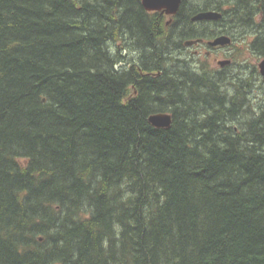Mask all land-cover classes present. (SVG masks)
I'll return each mask as SVG.
<instances>
[{"label":"trees","instance_id":"1","mask_svg":"<svg viewBox=\"0 0 264 264\" xmlns=\"http://www.w3.org/2000/svg\"><path fill=\"white\" fill-rule=\"evenodd\" d=\"M231 2L181 0L165 37L140 0H0V264H264V110L175 55L258 34L264 0Z\"/></svg>","mask_w":264,"mask_h":264},{"label":"rangeland","instance_id":"2","mask_svg":"<svg viewBox=\"0 0 264 264\" xmlns=\"http://www.w3.org/2000/svg\"><path fill=\"white\" fill-rule=\"evenodd\" d=\"M190 1L194 2V0H190ZM199 1L202 2L203 0H199ZM214 1L216 2L217 1H228L230 5H232L233 3L231 2L232 0H214ZM204 2H206V0H204ZM260 29L258 30L259 35L255 34V37L257 38L258 36H260L262 39H264V27L261 30ZM236 39L237 41L235 43L236 44L238 43V47H240L241 52H239L238 57H235V61H236L235 65L228 68L226 71L224 70V75H225V78H223L225 81L224 85L228 84V87H229L231 85V82L234 80L243 81L242 84L244 86H247V90L245 92L246 94L245 104L249 105L250 110L253 111L252 113L253 115H255L256 113L260 114L261 112L260 110H264V86L261 84V82L263 81L261 79V76L258 73V64L264 58V56H260L258 55V53H256L255 46L253 47V50L251 49L250 45L253 39H251L250 36L249 37L246 36L245 38L236 36ZM125 48L126 46H122L121 42L119 43L116 42L114 49H112L111 51L113 54L118 53L119 56L116 55L117 58L118 59L122 58L121 60H124V61H130L129 59L124 58V57L128 58L129 55L131 58L137 57V53L135 51L133 50L129 51L128 49H125ZM188 54L189 53H187V56H188V59L190 60L189 58L190 56ZM225 54L226 52L220 53L218 55V57L220 58L219 60H223L224 58H226ZM175 55H177V52L175 53ZM176 57L180 58V60L184 61L185 63L187 61L186 58L183 59L179 57L178 55ZM212 57L208 58V64L211 65V67H209L206 63L205 65L211 71H215L218 66L214 62L210 64ZM121 65H125V64L122 63ZM190 71L194 73L192 68L190 69ZM230 89L232 90V88ZM244 116H246V114L242 112V117Z\"/></svg>","mask_w":264,"mask_h":264},{"label":"flooded vegetation","instance_id":"3","mask_svg":"<svg viewBox=\"0 0 264 264\" xmlns=\"http://www.w3.org/2000/svg\"><path fill=\"white\" fill-rule=\"evenodd\" d=\"M259 1H263V0H259ZM228 2V1H227ZM229 5L230 3L228 2L227 4H222V7L220 8L221 11H225L229 9ZM157 14H160V12H156ZM159 20H162V17L157 18ZM257 19V20H256ZM176 20V17H171L169 18V22L165 21V24H163V33L165 34V37H167L168 33L170 32V28L172 26V24L174 23V21ZM221 20V19H219ZM261 21V15H257V17L253 20V23L255 25H257L259 22ZM215 37L216 35L218 37L220 36H226L229 38L230 42L226 45H220V46H211V42L212 39H209L207 37H205L204 35L195 37L194 39H192V51L189 53L185 50H183L184 52L189 53V56H192V58H190V60L188 58H186V64H188V66L190 67V69L192 68L193 71H203L205 73H207L206 71L209 72V74H216V73H221L223 72L224 74V70L226 71L228 68L232 67L235 65L236 61H235V57H238L239 52H241L240 47H238V43L236 44L235 42L237 41L236 37L233 36V34L228 30H220L216 33H214ZM242 35V36H241ZM239 35V37L241 38H245L246 36H244V34ZM253 36V37H252ZM249 37V35H248ZM252 40L251 42V49L253 50V47H256V53H258V55H261V53H259L257 51L258 47L256 45H254V40H255V34L250 36ZM215 39V38H214ZM222 52H226L225 56L226 58H224L223 60H219L220 58L218 57V55ZM213 56V57H212ZM212 57L211 59V63L213 62L218 66L217 69L215 71H211L206 65L205 63L211 67V65L208 64V58ZM125 59H129L127 57H124ZM222 59V58H221ZM139 69V73L141 76L144 75H158V73H147L145 71H142L140 68ZM254 71V69H253ZM208 74V73H207ZM137 91L134 92V94H136Z\"/></svg>","mask_w":264,"mask_h":264},{"label":"water","instance_id":"4","mask_svg":"<svg viewBox=\"0 0 264 264\" xmlns=\"http://www.w3.org/2000/svg\"><path fill=\"white\" fill-rule=\"evenodd\" d=\"M141 5L145 11L148 12H165L166 14H175L178 10L180 0H140ZM219 13L206 12L200 13L196 16V19L202 18H212L216 20L220 18ZM230 42L229 38L226 36H220L215 40L213 44L226 45ZM259 74L264 81V58L258 64ZM148 122L154 128H163L167 129L170 127L172 122V117L168 113H156L148 117Z\"/></svg>","mask_w":264,"mask_h":264},{"label":"bare ground","instance_id":"5","mask_svg":"<svg viewBox=\"0 0 264 264\" xmlns=\"http://www.w3.org/2000/svg\"><path fill=\"white\" fill-rule=\"evenodd\" d=\"M141 2V1H140ZM180 3H181V0H180ZM180 3H179V7H180ZM142 6V5H141ZM179 7H178V9H179ZM178 11V10H177ZM146 12H148V11H146ZM206 12H213V13H219L221 16H220V18L222 17V12H221V9L220 10H218V9H200V10H198V11H196L193 15H191V17H190V22L192 23V24H201V23H204V22H211V21H216V20H218V19H220V18H218V19H216V20H213L212 18H208V19H206V18H202V19H196V16L198 15V14H200V13H206ZM152 13V12H151ZM161 13V15L159 14V16L160 17H162L163 18V23L165 24V21H167V22H169V18H171V17H175L176 16V13L175 14H166L165 12H163V11H161L160 12ZM256 17H257V15H256ZM255 17V18H256ZM207 34H209V33H206V34H204L203 32H202V34H196V35H193V36H191V37H186L185 39H183L182 41H181V43H180V49H179V52L180 53H178L177 52V55L179 56V57H181V58H188V56H187V52H191L192 51V39H194L195 37H198V36H201V35H204L205 37H207V38H209V39H212V42H211V46H215V47H217V46H220V44H213L212 45V43H214L215 42V40L216 39H218V36L216 35V37L215 36H206ZM241 34H244V36H251V35H253V34H255L254 32L252 33V32H249V31H247V32H236V34H235V36L234 37H236V36H239V35H241ZM242 36V35H241ZM260 37V36H259ZM215 38V39H214ZM259 49H261V47L259 46ZM178 50V49H177ZM183 50H185V51H187V52H184ZM189 58H192V56H190ZM149 73H158V72H149ZM202 73H204L203 71H194V74H196V75H201ZM160 74L158 73V75H152V77H158ZM223 76V77H222ZM222 78L220 79H218V80H221V81H224V79L223 78H225V75L224 74H222ZM233 78V77H232ZM234 79V78H233ZM262 79V78H261ZM238 81V80H237ZM263 81V80H262ZM239 82V81H238ZM264 82V81H263ZM263 82H261V84L264 86V83ZM248 85V84H247ZM152 114H156V113H151V114H149V116L150 115H152ZM169 114V113H168ZM171 115V114H170ZM148 116V117H149ZM172 117V116H171ZM147 121H148V118H147ZM150 124V123H149Z\"/></svg>","mask_w":264,"mask_h":264}]
</instances>
